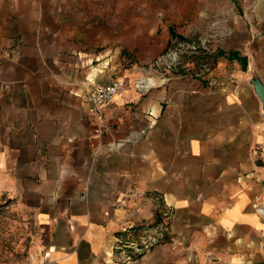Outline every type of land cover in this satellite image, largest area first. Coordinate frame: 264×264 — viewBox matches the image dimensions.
<instances>
[{"label": "crops", "instance_id": "1", "mask_svg": "<svg viewBox=\"0 0 264 264\" xmlns=\"http://www.w3.org/2000/svg\"><path fill=\"white\" fill-rule=\"evenodd\" d=\"M18 6L0 0V199L34 222L28 264H264V138L246 83L247 46L264 44L252 35L264 28V0H205L180 32L223 12L231 35L218 56L233 71L216 82L152 76L150 84L143 71L111 78L102 66L87 84H53L51 96L36 5L25 14ZM113 79L123 88L94 140L82 94ZM157 210L169 213L164 238L125 259L117 240L154 234L156 226L129 229L152 224Z\"/></svg>", "mask_w": 264, "mask_h": 264}, {"label": "rangeland", "instance_id": "2", "mask_svg": "<svg viewBox=\"0 0 264 264\" xmlns=\"http://www.w3.org/2000/svg\"><path fill=\"white\" fill-rule=\"evenodd\" d=\"M31 1L35 4H29ZM204 1L18 0L17 11L25 14L30 5H36L37 30L43 39L40 48L48 66L44 72L52 77L49 79L52 88H47V94L51 96L59 94V88H53V84H87V77L102 66L109 69L111 78L125 77L131 68L143 71L146 82L152 80L148 79L152 76H160L164 81L168 77L191 76L201 78L208 85L224 78L233 68L229 63L221 66L218 56L221 41L231 35L224 25L223 12L211 13L207 27L192 30L184 36L186 40H180L170 32L172 29L180 34L191 27L197 16L194 9ZM21 23L28 26L25 18H21ZM255 28L252 31L255 39L264 36V28ZM167 35L170 37L168 43ZM260 45L262 47L257 48L252 43L247 48L253 54V67L264 82V44ZM181 48V52L176 51ZM30 64L38 67L39 61L34 59ZM205 65L208 71L204 69ZM246 77H249L247 80L251 77L249 69H246ZM37 83L34 79L33 93L40 97ZM247 103L252 102L248 99ZM261 122L264 138L262 114ZM34 228L33 221L25 219L23 214L0 199V264L29 263Z\"/></svg>", "mask_w": 264, "mask_h": 264}, {"label": "built area", "instance_id": "3", "mask_svg": "<svg viewBox=\"0 0 264 264\" xmlns=\"http://www.w3.org/2000/svg\"><path fill=\"white\" fill-rule=\"evenodd\" d=\"M181 50L182 48L176 49L178 52H181ZM174 54H177V52ZM175 58L176 57L173 59L175 60ZM204 69L208 71V67L206 65ZM139 85H143L142 81L139 82ZM122 88V82L117 79H113L105 84L91 86L90 89L85 91L84 96L86 102L88 103L87 116L91 123L92 138L94 140L100 139L107 128L106 117L103 111L104 106L107 103H110L113 97L119 93ZM258 210L261 211L259 208ZM162 217H164V220L162 219V221L155 227L156 232L154 234L147 235L140 233L139 235L133 237L127 235L125 238H119L117 240V249H128L125 259L128 260L136 258L163 239L164 233L166 231L165 220L169 218L168 211L163 212ZM147 230L148 229H142V232ZM124 232L128 233L129 231L124 230Z\"/></svg>", "mask_w": 264, "mask_h": 264}, {"label": "water", "instance_id": "4", "mask_svg": "<svg viewBox=\"0 0 264 264\" xmlns=\"http://www.w3.org/2000/svg\"><path fill=\"white\" fill-rule=\"evenodd\" d=\"M253 64H254V58H251V62H250L251 77L249 80H247V82L251 84L256 96L259 98L261 114L264 117V82L260 80L259 74L256 73Z\"/></svg>", "mask_w": 264, "mask_h": 264}, {"label": "trees", "instance_id": "5", "mask_svg": "<svg viewBox=\"0 0 264 264\" xmlns=\"http://www.w3.org/2000/svg\"><path fill=\"white\" fill-rule=\"evenodd\" d=\"M171 34L174 36V35H176L180 40H186V38L183 36V35H181V34H176L175 32H174V30H172L171 29ZM162 213L161 212H159L158 210L156 211V213H155V220H154V222L152 223V224H150V225H147V226H145V225H142V226H137V227H133V228H131V229H129V230H131V231H133V232H135L136 233V231L138 232V231H140V230H142V229H150V228H153V227H155V226H157L161 221H162ZM164 238V237H163Z\"/></svg>", "mask_w": 264, "mask_h": 264}, {"label": "bare ground", "instance_id": "6", "mask_svg": "<svg viewBox=\"0 0 264 264\" xmlns=\"http://www.w3.org/2000/svg\"><path fill=\"white\" fill-rule=\"evenodd\" d=\"M149 82L152 83L151 80Z\"/></svg>", "mask_w": 264, "mask_h": 264}]
</instances>
